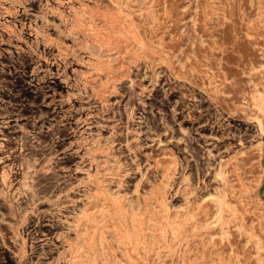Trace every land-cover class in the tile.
<instances>
[{
    "label": "rangeland",
    "instance_id": "374dc122",
    "mask_svg": "<svg viewBox=\"0 0 264 264\" xmlns=\"http://www.w3.org/2000/svg\"><path fill=\"white\" fill-rule=\"evenodd\" d=\"M0 264H264V0H0Z\"/></svg>",
    "mask_w": 264,
    "mask_h": 264
}]
</instances>
